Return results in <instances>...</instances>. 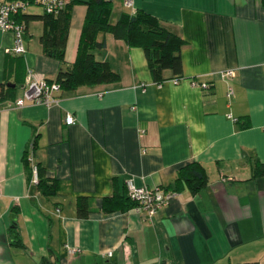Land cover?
<instances>
[{
  "label": "crops",
  "instance_id": "0c3cea01",
  "mask_svg": "<svg viewBox=\"0 0 264 264\" xmlns=\"http://www.w3.org/2000/svg\"><path fill=\"white\" fill-rule=\"evenodd\" d=\"M137 11L184 42L179 83L165 71L156 84L142 49L99 33L105 47L93 55L119 82L59 91L48 108L13 107L28 70L54 82L60 69L42 52L41 22L27 24L22 56L0 30V264H264V178L252 177L264 164V0H133V9L113 0L110 23ZM85 15L73 6L64 67ZM191 163L208 178L197 194L180 189L152 218L119 205L128 181L173 192ZM32 165L56 184L52 195L32 183Z\"/></svg>",
  "mask_w": 264,
  "mask_h": 264
},
{
  "label": "trees",
  "instance_id": "16d2710c",
  "mask_svg": "<svg viewBox=\"0 0 264 264\" xmlns=\"http://www.w3.org/2000/svg\"><path fill=\"white\" fill-rule=\"evenodd\" d=\"M20 1L28 2L30 7L38 6L34 3L36 0ZM75 5L85 6L86 15L75 62L71 66L64 67L71 10ZM111 14L112 0H67L64 9L56 14L44 12L41 16H27L25 12L16 20L24 24L25 30L29 22H41L43 33L39 38V43L45 56L54 58L60 63V69L53 82L59 85L60 91L70 92L82 86L91 87L119 82V75L111 70L109 64L97 61L93 55L94 50L99 51L105 47L103 42L97 41L99 33L110 34L115 40L123 41L128 47L142 49L147 69L156 84L161 85L167 81L163 78L165 71L173 74L174 77L170 80L182 78L180 51L184 42L179 37L165 29L156 19L141 11L133 14L121 13L114 24L110 23ZM29 162L26 160V163ZM32 168L33 165L31 174ZM36 168L38 176L36 186L45 195H52L56 190V184L46 186L42 170L38 166ZM252 177L254 179L264 178V164L257 163L253 167ZM207 182V174L203 167L198 163H191L178 171L175 190L172 193L187 188L192 194H197L207 185ZM119 199L122 200L119 203L122 207L127 201L135 206L127 194L126 197ZM119 199L105 198L104 202L111 204ZM88 214L87 198L81 197L77 206V217L86 219Z\"/></svg>",
  "mask_w": 264,
  "mask_h": 264
},
{
  "label": "built area",
  "instance_id": "2783aa9c",
  "mask_svg": "<svg viewBox=\"0 0 264 264\" xmlns=\"http://www.w3.org/2000/svg\"><path fill=\"white\" fill-rule=\"evenodd\" d=\"M113 1V0H112ZM35 5L40 6L47 14H56L59 10L64 9L67 0H36ZM124 5L127 8L133 9V0H124ZM30 4L26 1L20 0H0V30L10 32L13 35L14 44L9 49V54L15 56H22L25 53L24 48V32L25 26L23 23H19L16 18L25 13ZM233 76L232 71H228L223 74V77L230 78ZM180 80H172L174 85L178 84ZM192 86L202 90H207L209 86L200 82L197 79H191ZM60 91L59 85L56 83H49L45 80H36L32 76L31 71H27L23 93L21 97L17 98L13 103V107L21 108L26 104L43 105L45 107H51L57 103V99L53 96L54 93ZM232 95V90H228L227 96ZM66 124L71 125L74 123L72 116L66 117ZM32 183L36 185L38 183L37 168H32ZM0 188V196H1ZM126 194L130 201L135 203L134 210L139 213H143L148 218L155 216L161 209L167 206L171 198L176 193L167 192L161 189H151L147 187H136L132 181L126 183ZM72 254L73 250H68ZM107 257H111L112 253H107Z\"/></svg>",
  "mask_w": 264,
  "mask_h": 264
}]
</instances>
